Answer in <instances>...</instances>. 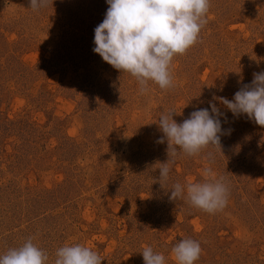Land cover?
Listing matches in <instances>:
<instances>
[{
	"label": "rangeland",
	"instance_id": "1",
	"mask_svg": "<svg viewBox=\"0 0 264 264\" xmlns=\"http://www.w3.org/2000/svg\"><path fill=\"white\" fill-rule=\"evenodd\" d=\"M28 7L0 0V256L31 237L47 264L77 243L102 264H144L145 246L176 264L172 248L193 239L195 264H264V128L213 101L264 71V0H210L198 42L173 58L174 87L150 82L144 94L93 52L106 0ZM209 101L230 130L222 151L178 154L161 185V114L179 124ZM207 167L229 188L222 211L169 199L175 183L203 182Z\"/></svg>",
	"mask_w": 264,
	"mask_h": 264
},
{
	"label": "clouds",
	"instance_id": "2",
	"mask_svg": "<svg viewBox=\"0 0 264 264\" xmlns=\"http://www.w3.org/2000/svg\"><path fill=\"white\" fill-rule=\"evenodd\" d=\"M54 0H29L32 11L47 7ZM108 8L103 21L94 30L93 52L119 72L130 74L140 85L141 94L149 91V84L161 90L174 87L171 63L194 46L207 23L210 0H106ZM250 85H244L232 100L213 97L234 117L246 115L264 128V71L253 74ZM209 101V108L193 111L182 123L175 112L162 113L158 126L163 136L157 143L167 141L168 160L159 163V183L169 179L171 166L178 154L196 156L212 147L221 149L220 137L230 130L222 129L225 113L217 103ZM211 158V153H209ZM203 182L175 183L169 197L174 201L185 197L191 206L209 214L222 211L228 202L229 188L223 176L217 177L211 167L203 171ZM202 249L193 239H183L172 248L176 264H195ZM144 264H166L162 253L151 246L142 251ZM54 264H102L101 256L82 244H65L55 251ZM45 251L29 237L22 246L9 249L0 256V264H47Z\"/></svg>",
	"mask_w": 264,
	"mask_h": 264
}]
</instances>
